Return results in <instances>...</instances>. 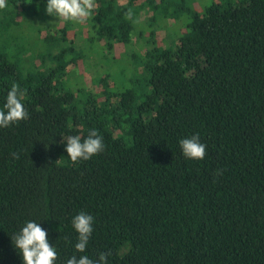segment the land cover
I'll list each match as a JSON object with an SVG mask.
<instances>
[{
    "label": "trees",
    "instance_id": "1",
    "mask_svg": "<svg viewBox=\"0 0 264 264\" xmlns=\"http://www.w3.org/2000/svg\"><path fill=\"white\" fill-rule=\"evenodd\" d=\"M166 2L94 0L82 46L100 42L105 58L127 61L139 9H153L149 25L181 18L184 8L166 13ZM43 8L44 0H2L0 26ZM187 10L173 48L152 32L141 63L133 62L146 74L138 95L110 89L108 75L83 98L63 87L68 67L88 58L68 40L71 20L40 35L54 68L23 75L0 51V108L17 82L28 113L0 128V264H23L12 235L26 220L47 230L56 264L101 251L111 252L109 264H264V0ZM91 129L103 151L72 162L63 137ZM195 133L207 145L201 160L185 158L178 144ZM81 210L95 218L85 253L75 251L71 226Z\"/></svg>",
    "mask_w": 264,
    "mask_h": 264
},
{
    "label": "rangeland",
    "instance_id": "2",
    "mask_svg": "<svg viewBox=\"0 0 264 264\" xmlns=\"http://www.w3.org/2000/svg\"><path fill=\"white\" fill-rule=\"evenodd\" d=\"M118 1L123 4L127 3L128 0ZM166 1V6L172 4L170 9L166 8V13L173 12L176 7L180 10L181 6L184 8L181 18L175 21L174 18L159 16L154 24L149 25L150 20L156 16V14L153 15V9H150L148 6L144 7V9H139V13H137L133 20L136 32L134 33L131 46L127 47V54L125 47L121 51L117 50L121 57L125 53L128 58L127 61H123L122 63L120 61L114 63L112 59L105 58L100 42L92 43L90 46H82L83 43L87 42L88 37L89 26L85 22L87 17L81 21H72L77 25H70L74 28L68 32V40L75 43L76 51L82 49L88 58L82 62L83 65L78 69L73 70L72 65L68 67V70H71V73L73 72V76L70 78L66 76L65 79H62L61 84L63 87L74 91L81 89L79 95L83 98L88 93L86 91L93 92L92 89L96 88L95 84L101 77L108 75L111 81L110 89L115 91L133 89L137 95L140 94L147 87L145 82L146 74L142 70L136 69L138 65H135L133 62L138 64L139 61L141 63V60L145 56V50L150 46L149 37L152 32H155L157 37L156 42L159 46L173 48L174 43L177 42L176 40L186 32L187 7L201 12L216 0ZM56 21L57 18L49 16L45 8H43L41 11L39 10L37 13L35 12L33 15H30L28 19H24L17 26L11 28L0 26V51L7 54L10 59L18 64L23 75L54 68L55 62L51 58L54 53L53 49L43 44L40 35L41 37H45L48 34L47 30H52L57 26L61 27L62 23L65 22ZM152 26L154 27L152 28ZM41 30L42 32L40 33ZM21 46H23V49ZM39 54L40 60L43 54L47 56L44 60V67H41V64L38 63L39 60H36V56ZM69 57L70 55L67 56V59ZM128 61L130 63H126ZM128 65H130L129 68H126ZM132 71L134 72L133 74L131 73ZM133 78L138 79V81L134 83Z\"/></svg>",
    "mask_w": 264,
    "mask_h": 264
},
{
    "label": "clouds",
    "instance_id": "3",
    "mask_svg": "<svg viewBox=\"0 0 264 264\" xmlns=\"http://www.w3.org/2000/svg\"><path fill=\"white\" fill-rule=\"evenodd\" d=\"M45 11L60 21H81L93 14L94 0H44ZM2 6V0H0ZM26 89L17 82L11 83L6 93L3 107L0 108V128L27 119L28 113L24 106ZM64 147L68 158L72 162L89 160L103 151L105 144L103 137L95 129L81 137L80 134H69L63 137ZM180 150L185 158L201 160L206 153L207 145L202 142L199 133L186 136L178 141ZM94 216L86 211H78L71 217V226L77 233V240L73 245L77 253H85L89 240L94 231ZM15 248L22 257L23 264H56L58 251L56 245L50 244L46 229L40 221L26 220L17 232L12 235ZM111 252L101 251L97 258L87 254H73L66 260V264H109Z\"/></svg>",
    "mask_w": 264,
    "mask_h": 264
}]
</instances>
